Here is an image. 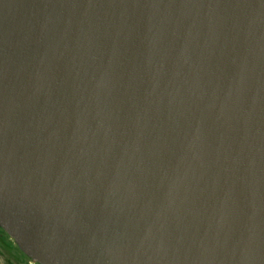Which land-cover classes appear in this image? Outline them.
I'll list each match as a JSON object with an SVG mask.
<instances>
[{
	"label": "water",
	"instance_id": "obj_1",
	"mask_svg": "<svg viewBox=\"0 0 264 264\" xmlns=\"http://www.w3.org/2000/svg\"><path fill=\"white\" fill-rule=\"evenodd\" d=\"M0 230L37 264H264V0H0Z\"/></svg>",
	"mask_w": 264,
	"mask_h": 264
},
{
	"label": "flooded vegetation",
	"instance_id": "obj_2",
	"mask_svg": "<svg viewBox=\"0 0 264 264\" xmlns=\"http://www.w3.org/2000/svg\"><path fill=\"white\" fill-rule=\"evenodd\" d=\"M0 243L6 247V249L9 250V254L11 256V260L16 261L18 264H37L33 263L27 256H25L13 243V241L6 236L1 230H0ZM7 256L5 255V260H7ZM10 258V257H9ZM14 264V263H13Z\"/></svg>",
	"mask_w": 264,
	"mask_h": 264
},
{
	"label": "rangeland",
	"instance_id": "obj_3",
	"mask_svg": "<svg viewBox=\"0 0 264 264\" xmlns=\"http://www.w3.org/2000/svg\"><path fill=\"white\" fill-rule=\"evenodd\" d=\"M9 253V250L0 243V264H18L16 261L11 260V256ZM5 255L8 257L7 260H5Z\"/></svg>",
	"mask_w": 264,
	"mask_h": 264
}]
</instances>
